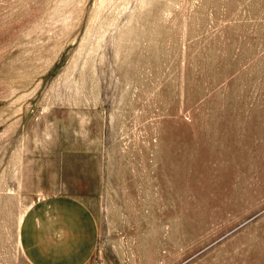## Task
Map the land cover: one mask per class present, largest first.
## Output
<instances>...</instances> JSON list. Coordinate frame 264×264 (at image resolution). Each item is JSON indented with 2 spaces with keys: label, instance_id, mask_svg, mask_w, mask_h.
<instances>
[{
  "label": "rangeland",
  "instance_id": "374dc122",
  "mask_svg": "<svg viewBox=\"0 0 264 264\" xmlns=\"http://www.w3.org/2000/svg\"><path fill=\"white\" fill-rule=\"evenodd\" d=\"M56 194L86 264H264V0H0V264Z\"/></svg>",
  "mask_w": 264,
  "mask_h": 264
},
{
  "label": "crops",
  "instance_id": "0c3cea01",
  "mask_svg": "<svg viewBox=\"0 0 264 264\" xmlns=\"http://www.w3.org/2000/svg\"><path fill=\"white\" fill-rule=\"evenodd\" d=\"M98 239L92 209L67 194L37 200L20 226L21 248L32 264H86L95 253Z\"/></svg>",
  "mask_w": 264,
  "mask_h": 264
}]
</instances>
